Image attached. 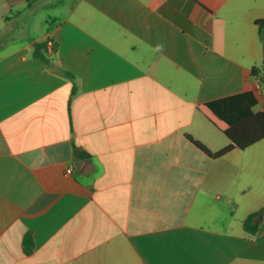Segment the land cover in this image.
<instances>
[{
    "label": "crops",
    "instance_id": "1",
    "mask_svg": "<svg viewBox=\"0 0 264 264\" xmlns=\"http://www.w3.org/2000/svg\"><path fill=\"white\" fill-rule=\"evenodd\" d=\"M261 20L264 0H0V264H264V140L190 139L230 145L199 106L264 112Z\"/></svg>",
    "mask_w": 264,
    "mask_h": 264
},
{
    "label": "trees",
    "instance_id": "2",
    "mask_svg": "<svg viewBox=\"0 0 264 264\" xmlns=\"http://www.w3.org/2000/svg\"><path fill=\"white\" fill-rule=\"evenodd\" d=\"M27 5H32L39 0H24ZM259 33L264 40V20L257 21ZM56 46L54 45V52ZM45 53V54H44ZM36 56L44 59L46 55L44 46L36 47ZM253 75L260 78L263 83V71L256 68ZM258 101L252 93L219 100L198 107L199 112L210 121L218 131L226 135L230 140V145L220 152L212 153L202 143L191 141L198 149L214 159L221 158L229 152L240 149L245 150L250 146L264 140V112L255 113ZM264 215V209L249 216L244 222V228L250 235L258 233L260 224L256 222L258 216ZM25 253L31 254L35 249V244L31 235L24 241Z\"/></svg>",
    "mask_w": 264,
    "mask_h": 264
},
{
    "label": "water",
    "instance_id": "3",
    "mask_svg": "<svg viewBox=\"0 0 264 264\" xmlns=\"http://www.w3.org/2000/svg\"><path fill=\"white\" fill-rule=\"evenodd\" d=\"M263 86H264V61H263ZM74 158H75V162H76V169L80 172V169L82 167V164L84 162V160L82 159L81 157V153H80V150H77L75 153H74ZM81 173V172H80ZM262 219H263V215H261L259 217V222H262Z\"/></svg>",
    "mask_w": 264,
    "mask_h": 264
},
{
    "label": "rangeland",
    "instance_id": "4",
    "mask_svg": "<svg viewBox=\"0 0 264 264\" xmlns=\"http://www.w3.org/2000/svg\"><path fill=\"white\" fill-rule=\"evenodd\" d=\"M41 14H42V16H45L46 15V11L45 10H42L41 11Z\"/></svg>",
    "mask_w": 264,
    "mask_h": 264
},
{
    "label": "built area",
    "instance_id": "5",
    "mask_svg": "<svg viewBox=\"0 0 264 264\" xmlns=\"http://www.w3.org/2000/svg\"><path fill=\"white\" fill-rule=\"evenodd\" d=\"M50 46L52 45V44H49Z\"/></svg>",
    "mask_w": 264,
    "mask_h": 264
}]
</instances>
